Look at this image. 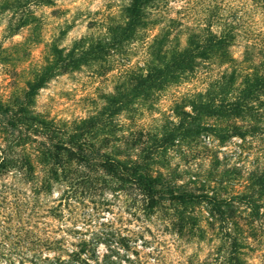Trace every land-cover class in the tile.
<instances>
[{
  "label": "clouds",
  "instance_id": "clouds-1",
  "mask_svg": "<svg viewBox=\"0 0 264 264\" xmlns=\"http://www.w3.org/2000/svg\"><path fill=\"white\" fill-rule=\"evenodd\" d=\"M0 264H264V0H0Z\"/></svg>",
  "mask_w": 264,
  "mask_h": 264
}]
</instances>
